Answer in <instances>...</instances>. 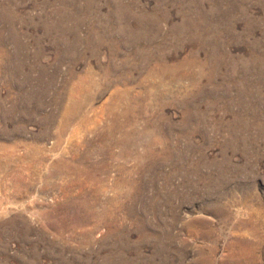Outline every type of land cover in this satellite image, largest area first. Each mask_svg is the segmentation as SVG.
<instances>
[{
    "label": "rangeland",
    "instance_id": "obj_1",
    "mask_svg": "<svg viewBox=\"0 0 264 264\" xmlns=\"http://www.w3.org/2000/svg\"><path fill=\"white\" fill-rule=\"evenodd\" d=\"M0 264H264V0H0Z\"/></svg>",
    "mask_w": 264,
    "mask_h": 264
}]
</instances>
